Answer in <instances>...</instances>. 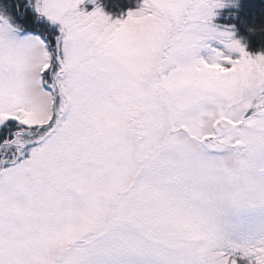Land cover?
Returning a JSON list of instances; mask_svg holds the SVG:
<instances>
[{
  "label": "snow or ice",
  "instance_id": "1",
  "mask_svg": "<svg viewBox=\"0 0 264 264\" xmlns=\"http://www.w3.org/2000/svg\"><path fill=\"white\" fill-rule=\"evenodd\" d=\"M81 3L0 17V264H264V54L223 0Z\"/></svg>",
  "mask_w": 264,
  "mask_h": 264
},
{
  "label": "trees",
  "instance_id": "2",
  "mask_svg": "<svg viewBox=\"0 0 264 264\" xmlns=\"http://www.w3.org/2000/svg\"><path fill=\"white\" fill-rule=\"evenodd\" d=\"M31 1L0 0V11L16 19L25 32L51 34L48 24L39 17ZM138 2L139 0H106L107 5L118 11V14L131 5L134 7ZM218 11V22L231 27L249 52L264 54V0H231L227 7Z\"/></svg>",
  "mask_w": 264,
  "mask_h": 264
},
{
  "label": "rangeland",
  "instance_id": "3",
  "mask_svg": "<svg viewBox=\"0 0 264 264\" xmlns=\"http://www.w3.org/2000/svg\"><path fill=\"white\" fill-rule=\"evenodd\" d=\"M32 4H33V7L35 8V0H32L31 1ZM231 2V0H223V4L224 6L222 8H219V9H215V15L213 16L212 18V23L214 25H217L221 28L223 27H227V26H224V25H221L218 20H217V15L220 13V9H224L225 7L228 6V4ZM138 5V3L133 7L132 5L130 7H128L127 5V9L126 11H124L123 13H119L118 14V11H116L114 8L111 9V7H109L106 3V0H95V4L93 3H90L89 0H82V3L81 5L79 6L83 11L87 12V11H91L93 10L94 7L96 6H99L101 7L102 11L106 14V15H109L110 18L112 19H118L120 18L122 15H126L127 11L130 10V9H134L136 6ZM0 17H3L4 19H6L8 21V23L13 27L15 28L17 31H16V35L17 36H24V35H33V36H38V35H41V34H37V33H29V32H25L19 25L18 23L16 22L17 20L14 19L13 17L10 16V14L8 13H5L4 11H0ZM39 17L45 22L48 24V30H50L51 34H53V32H56L58 31V25L56 24H53L52 22L48 21L46 17H43L42 15L39 14ZM2 22V21H0ZM231 32H232V35H233V39L239 41V43L241 44V46L244 47L245 51H247L250 55L252 56H255L257 54H260V53H253V52H249L246 47H245V44H243V42L240 40V38L236 35L235 31L231 28V27H227ZM50 33L48 34H45L44 36H47L49 35ZM235 55V54H234Z\"/></svg>",
  "mask_w": 264,
  "mask_h": 264
}]
</instances>
